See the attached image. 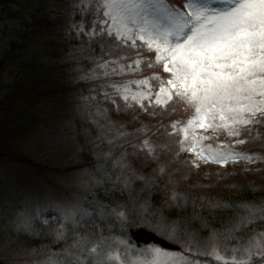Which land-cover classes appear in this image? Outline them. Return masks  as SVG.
Instances as JSON below:
<instances>
[{"label":"rangeland","instance_id":"374dc122","mask_svg":"<svg viewBox=\"0 0 264 264\" xmlns=\"http://www.w3.org/2000/svg\"><path fill=\"white\" fill-rule=\"evenodd\" d=\"M77 2L78 0H38L30 4L28 11L31 14L44 8L42 9L43 16L55 18L54 15L57 12L60 13L67 7L69 8L67 11H70L71 8L75 9L74 5ZM13 11L14 13L20 12L21 8L15 7ZM66 15L68 22L69 15L65 13ZM45 25L47 24L45 23ZM21 27L22 23L19 18L15 19L12 13H7L0 7V47L8 45L10 35L6 33V29L12 30ZM97 41L101 48L110 49L113 54L102 52V58L93 59V63L90 64H93L91 69L97 73L92 76H97V78L92 81L89 91H93L96 96L97 93L103 91L102 85L105 87L107 82L112 80L126 82L129 79L146 77L154 72L164 76L168 75L163 73L158 65L154 68H144L142 64V72H132L125 67V73L120 76L112 72V65H108L107 68L98 67V64H103L101 63L103 60L114 59L118 49L105 41L99 39ZM27 53L32 54L33 49ZM153 55V53L147 52L143 58L147 59ZM130 63L131 60L121 61V64L124 65ZM121 64L116 65L117 70ZM105 71H107V75H104ZM97 79H100L101 82ZM13 81L14 78L9 74L7 76L0 75V108L4 107L2 101L8 94L4 86ZM150 83L155 85V81H150ZM130 87L133 92L137 91L135 84H131ZM140 90L147 91L143 87ZM106 92L108 93L107 97L105 93H99L97 97L105 102L107 113L100 107L95 108L90 105L91 100L88 103L87 97L79 100L72 97L67 99V105L62 108L64 112L58 109L57 113L52 112L45 107L42 113L37 111L35 114L37 124L22 128L20 133L14 134L9 142L0 140L5 143L0 149V154H2L0 158V264H21L24 259L42 260L44 253L48 251L59 253L82 234L102 238L110 244L112 253L119 256V261L114 264H137L140 259H143L142 251L151 245L138 246L133 240L132 232L148 230L180 248L179 251L172 252H180L182 251L181 242L174 241L164 234L166 225H175L182 240L185 238L207 240L213 233L219 234L231 229L242 216L247 215L246 210L242 209L240 217L233 219L235 223L232 221L228 224L227 222L228 226L223 229L205 227L200 223L201 219L198 220V215L197 222L193 225L196 229H191L189 225L179 224L177 220L168 217L161 208L155 206L152 199L149 201V197L142 194V190L135 191L134 184L138 180H132L131 172L141 175L143 170H153L152 174L154 172L158 175L154 181L164 183L165 180L167 183L166 186L164 184L160 194L164 195L163 198L170 204L169 207L178 209L187 195L173 190L175 181L181 188L183 186L187 190L198 193L195 197H200L205 190L212 189L217 192L219 186H225L237 177L249 181L250 179L246 175L248 173L262 177L264 162L259 158V162L253 159L255 162L249 163L240 160L238 163L229 161L226 164L196 160L195 156L188 152H177L174 148L169 147L170 136H160L157 139L159 147L149 153V145L142 146L146 134L152 131L156 134L171 121L178 120L176 114L179 109L178 105L173 112H167L166 109L154 106L157 111L150 110L145 113L140 112L138 106L133 107L131 99L127 102L121 98L118 99L116 96L119 94L113 88ZM109 97L115 98L116 104L111 103ZM126 104L131 107H127ZM117 106H119V110H117ZM101 107L103 108V106ZM169 107H171V103ZM188 108L191 109V107ZM85 111L88 112V115ZM166 112L167 114H165ZM17 113V109L9 112L0 110V121L3 123L5 119L7 121L8 127L4 128L6 131L24 123L21 119L18 120ZM134 114L138 115V121H143L139 123L144 124V129L146 126V133L145 130L137 129L140 124L133 121L136 119ZM131 127L133 132L128 135L126 130ZM260 130L256 129L257 133ZM262 130L264 131V127ZM6 131H3L2 134L7 133ZM198 134L211 137V139L202 141L205 151L209 155L224 151L252 157L251 150H253L257 139L249 142L246 133H242L241 136L246 142L238 143L240 136L229 137L223 131L218 133L203 132L198 129ZM222 145L224 147H221ZM85 153L90 154L91 158L85 156ZM254 153L261 156L260 154L264 153V150L260 148ZM84 157H89L87 164L83 162ZM192 161H196L199 166H193ZM132 165L137 168L135 169ZM256 168L257 170L248 172L251 171L250 169ZM90 176H95L101 182L99 184L89 183ZM154 181L148 178L142 183V186H150L155 183ZM143 197H146L149 202ZM199 200L194 199L195 204L193 205L196 208L199 207ZM69 206H75L78 211V222L75 225H70V222H65L63 219L62 210ZM120 211L137 219L154 214L155 223L151 219L141 220L130 230H124L121 227L122 217L117 214ZM21 212L38 217L33 222L35 234L17 232L15 222ZM62 223L64 224L63 228L60 227ZM259 223L262 225H258ZM57 229L66 234L65 240L57 241L55 239ZM253 230L264 232V222L256 220L247 227H242L234 233L237 237L236 240L222 239L217 251L222 256H232L231 249L236 248L238 244L246 243L254 234ZM124 231H127V238L122 235ZM122 241L125 242L122 243ZM126 244L131 246L126 249ZM225 247H227V251L224 250ZM22 249L37 250L36 255L29 257L21 251ZM259 259V255L253 256L252 264H256ZM213 264H218V262L213 261Z\"/></svg>","mask_w":264,"mask_h":264},{"label":"snow or ice","instance_id":"6c2138e0","mask_svg":"<svg viewBox=\"0 0 264 264\" xmlns=\"http://www.w3.org/2000/svg\"><path fill=\"white\" fill-rule=\"evenodd\" d=\"M74 7L79 19L72 17L69 35L86 38L89 44L99 39L118 49L114 59L105 60L98 67L112 65V72L120 76L125 73V67L132 72H142V64L144 68L158 65L168 74L154 72L126 82H107L121 99L125 102L131 99L145 112L153 103L167 112L175 111L181 104L192 108V115L185 120H174L161 128L157 139L170 136L169 147L177 152H188L196 160L219 164L240 160L255 162L253 157L241 153L218 151L209 155L202 141L211 137L199 135L198 129L223 131L229 137H238L241 127L261 122L255 119L258 114L264 120V0H78ZM101 51L113 54L103 47ZM147 52L154 55L145 59ZM128 60L130 64H121ZM117 64H121L119 70ZM84 78L90 76L86 74ZM150 81H155V85ZM131 84L136 85V92L132 91ZM142 87L147 91L140 90ZM109 99L116 104L115 98ZM148 145L149 140L144 139L142 146ZM148 151L151 153L152 146ZM191 163L199 166L196 161ZM88 182L99 184L101 180L90 176ZM240 207L247 215L231 229L213 233L207 240H182L175 225H166L164 234L180 241L182 251L172 252L151 245L142 251L143 259L137 264H213V261L252 264V257L256 255L260 256L256 264H264V232L253 230L254 234L246 243L231 249L230 257L217 251L222 239L236 240L234 233L242 227L256 220L264 222V204ZM117 214L122 217L124 230H130L141 220L151 219L155 223L154 214L139 219L123 211ZM62 215L70 225L78 222L75 206L63 209ZM37 218L21 212L15 222L17 232L35 234L33 222ZM122 235L127 238V231ZM55 239L65 240L66 234L57 229ZM130 246L126 244V249ZM224 250L227 251V247ZM21 251L31 257L37 250ZM118 261L119 256L112 253L111 245L105 240L82 234L59 253L48 251L42 260L24 259L21 264H114Z\"/></svg>","mask_w":264,"mask_h":264},{"label":"trees","instance_id":"16d2710c","mask_svg":"<svg viewBox=\"0 0 264 264\" xmlns=\"http://www.w3.org/2000/svg\"><path fill=\"white\" fill-rule=\"evenodd\" d=\"M34 1L38 0H0V7L7 13H12L15 19L19 18L22 23L21 28L6 29V33L10 35L8 45L0 47V75L7 76L9 74L14 78L12 83L4 86L8 94L3 99L4 107L0 108V110L9 112L17 109L18 120L21 119L24 122L21 126L9 128L6 131L4 129L5 126L8 127L6 119L4 123L0 121V140L6 142H9L14 134L20 133L22 128L37 124V117L35 116L37 111L42 113L43 109L47 107L52 112L57 113V109L64 112L62 108L67 105V99L72 97L77 98V100L87 97L88 103L91 100L90 105L95 106V108L100 107L106 112L105 102L97 96L99 93L104 94L110 87L102 85L105 91L103 89V91L97 93V96L93 91H89L92 81L97 78V76H92L97 73L91 69L93 64H90L93 63V59L102 58L103 56L97 39L89 44L86 38L77 39L74 34L69 35L72 17L75 15V18L79 19L77 9L71 8L70 11H67L69 9L67 7L64 10L65 12H57L58 14L54 15L55 18H48V16H43L44 11L42 9L44 8L30 14L28 9ZM15 7L21 8V11L14 13L13 8ZM65 13L69 15L68 22ZM32 49V54L27 53ZM103 62L104 60L101 61V63ZM86 74L90 76L89 79L84 78ZM97 80L101 82L100 79ZM116 97L120 98V96ZM59 100L61 102H58ZM144 103L148 106L147 101H144ZM132 104L134 105L133 107L138 106L134 102ZM154 106L156 105L153 103L148 108V112L150 110L157 111ZM178 107L179 109L176 112L178 120H185L193 112L192 108L189 109L185 105H178ZM138 108L140 112H145L139 106ZM85 113L88 115L87 111ZM134 117L136 119H133V121L135 120L136 123L140 124L143 122L142 120L138 121L139 117L137 114H134ZM255 119L261 120V122L243 127L240 132L241 134L246 133L248 140H250L249 142L257 138L253 150H251L252 157L254 160L258 161L259 158L264 162V153H261V156L254 153L260 148L264 150V131L262 130L264 120L261 119L260 115H257ZM143 125L140 124L137 129L145 130L146 133V126L144 129ZM256 129L261 130L257 133ZM119 130L123 132L122 129ZM127 130L128 135L133 132L132 127L127 128ZM3 131L7 133L2 134ZM156 134L153 131L146 134V139L149 140V146H152V150L159 147ZM241 134L239 140L244 139ZM4 144L0 141V149ZM176 147L179 146L177 145ZM1 156L2 154H0V158ZM85 156L90 157V154L85 153ZM89 157L83 158L85 164H87ZM132 166L135 169L137 168L135 165ZM250 170L248 172L257 170V168ZM152 171L143 170L141 175L137 172H131L132 180H138L134 184L135 191L142 190V194L146 197L148 196L149 201L153 200L155 206L161 208L168 217L177 220L179 224L189 225L191 229L195 228L193 225L197 222L198 215V220L200 221L201 219L200 223L205 227L223 229V227L228 226L227 222L229 224L234 218L238 219L240 217L243 209L240 205H260L264 203V171L262 172V177L248 173L246 175L250 179L249 181H247L248 179H239L237 177L231 183L222 187L219 186L217 192L212 189L205 190L200 197H195L198 193L187 190L183 186L181 188V186H178L179 183L175 181V183L173 182V190L183 192V194L188 196L183 195L186 198L181 204L179 203L178 209L169 207L170 204L167 203L166 199L164 200V195L160 194V192L163 190L164 184L166 186L167 183L165 180L164 183L162 181H154V178L158 177V175L154 172L152 174ZM148 178H151L155 183L147 187L142 186V183ZM146 197L143 198L146 199ZM181 198L183 197L181 196ZM194 199H200V204L197 208L193 205L195 204ZM233 222L235 223V221ZM258 225L262 224L259 223ZM258 225L256 224V226ZM198 229L200 228L198 227Z\"/></svg>","mask_w":264,"mask_h":264},{"label":"water","instance_id":"95a60500","mask_svg":"<svg viewBox=\"0 0 264 264\" xmlns=\"http://www.w3.org/2000/svg\"><path fill=\"white\" fill-rule=\"evenodd\" d=\"M133 240L138 244V246H150L158 245L169 251H179L180 248L167 240L159 237L158 235L148 231V230H139L137 232H132Z\"/></svg>","mask_w":264,"mask_h":264}]
</instances>
